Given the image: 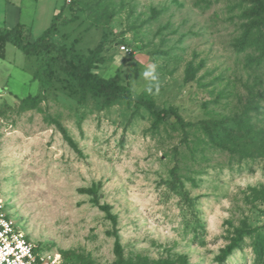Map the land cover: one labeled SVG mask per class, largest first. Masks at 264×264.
I'll list each match as a JSON object with an SVG mask.
<instances>
[{"label": "rangeland", "instance_id": "1", "mask_svg": "<svg viewBox=\"0 0 264 264\" xmlns=\"http://www.w3.org/2000/svg\"><path fill=\"white\" fill-rule=\"evenodd\" d=\"M247 8L239 0H0V27L21 23L33 41L53 24L50 40L70 55L101 44L95 73L118 75L132 98L172 107L186 125L123 101L79 104L55 66L48 75V60L6 44L0 196L33 243L64 264L116 263L111 221L80 191L93 189L116 218L121 264H220L245 227L255 231L222 264H264L255 250L264 242V60L256 65L257 46L237 47ZM151 63L158 95L145 91ZM34 95L42 100L33 109L12 102ZM248 105L260 109L248 112L254 130L231 123ZM203 122L218 128L212 137ZM174 165L180 185L172 187Z\"/></svg>", "mask_w": 264, "mask_h": 264}, {"label": "trees", "instance_id": "2", "mask_svg": "<svg viewBox=\"0 0 264 264\" xmlns=\"http://www.w3.org/2000/svg\"><path fill=\"white\" fill-rule=\"evenodd\" d=\"M240 4H247L248 8L241 12L240 17L245 19L244 30L242 32L240 40L237 42V47L239 50H245L248 47L257 46L259 55L256 58V65L259 66L264 60V0H239ZM56 16V15H55ZM55 27L51 24L47 29H45L36 39L30 40V28L26 27L21 23H17L10 29L5 27L0 28V55L6 44H11L15 48L23 52L27 57L34 59H45L47 63V73L52 74L51 68L55 66L58 71L64 76L65 80L72 82L78 91V103L83 104L86 98L91 96L100 100L102 107H109L117 101H123L126 105L133 103L135 106H144L150 114L155 116L157 119L161 117L171 116L179 124V126L184 130L185 124L183 123L181 117L179 116L176 109L169 107L166 110L155 111L151 108L148 101L138 98H132L128 90L124 89L120 85V78L118 75H114L110 78H102L94 70L97 65L101 62L99 57L102 46L97 45L95 48L89 51L87 57H82L81 55L71 54L69 50L61 45L54 44L50 40V36L55 32ZM33 80H37L40 85L47 82L38 76L37 73L32 74ZM260 96V95H259ZM42 98L38 95L27 96L20 100V109H33L41 102ZM254 103V102H252ZM260 112L257 105H248L247 111L243 112L241 115H236L231 119V123L237 127L254 130L251 118L248 112ZM204 130L213 136L218 128H211L209 122L202 123ZM58 128L62 132L64 138L73 145L71 140L62 131L61 127L57 124ZM245 129V130H246ZM258 131L253 132L252 140H257ZM258 143V142H257ZM260 146L264 147L262 142ZM177 165H174L170 171L172 181L170 186L175 187L180 185V180L176 174ZM83 193L90 195L94 203L98 208L106 214V217L111 221L113 227V237H114V252L117 256V262L114 264L122 263V248L120 245L119 236L117 234L116 218L111 214L110 208L107 205H99L98 198L93 189H81ZM255 231V229L243 228L237 231L231 242L221 249L220 255L217 257V262L222 264L225 262L226 258L232 254L233 250L238 248L243 242L244 235H250ZM264 242L257 241L255 243V250H258L260 254L264 253Z\"/></svg>", "mask_w": 264, "mask_h": 264}, {"label": "built area", "instance_id": "3", "mask_svg": "<svg viewBox=\"0 0 264 264\" xmlns=\"http://www.w3.org/2000/svg\"><path fill=\"white\" fill-rule=\"evenodd\" d=\"M64 262L59 253L47 251L27 237L0 196V264H64Z\"/></svg>", "mask_w": 264, "mask_h": 264}, {"label": "clouds", "instance_id": "4", "mask_svg": "<svg viewBox=\"0 0 264 264\" xmlns=\"http://www.w3.org/2000/svg\"><path fill=\"white\" fill-rule=\"evenodd\" d=\"M123 51V49H122ZM158 65L151 63L147 65L146 70L143 72V79L146 82L145 91L149 94H159L161 84H160V75L157 71Z\"/></svg>", "mask_w": 264, "mask_h": 264}, {"label": "crops", "instance_id": "5", "mask_svg": "<svg viewBox=\"0 0 264 264\" xmlns=\"http://www.w3.org/2000/svg\"><path fill=\"white\" fill-rule=\"evenodd\" d=\"M56 12V11H55ZM1 28V27H0ZM6 28V27H5ZM7 29H10V28H7ZM33 79V78H32ZM23 99V98H22ZM20 100L21 99H17V96H14V98H13V103H15V102H19V104H20Z\"/></svg>", "mask_w": 264, "mask_h": 264}]
</instances>
